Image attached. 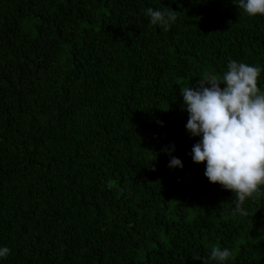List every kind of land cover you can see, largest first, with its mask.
<instances>
[{
	"label": "trees",
	"instance_id": "trees-1",
	"mask_svg": "<svg viewBox=\"0 0 264 264\" xmlns=\"http://www.w3.org/2000/svg\"><path fill=\"white\" fill-rule=\"evenodd\" d=\"M0 264H264V0H0Z\"/></svg>",
	"mask_w": 264,
	"mask_h": 264
}]
</instances>
